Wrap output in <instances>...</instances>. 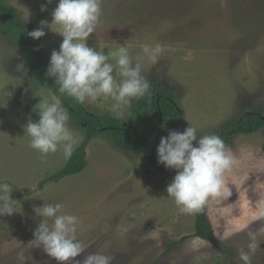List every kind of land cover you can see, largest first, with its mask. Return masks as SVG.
I'll use <instances>...</instances> for the list:
<instances>
[{
    "label": "rangeland",
    "instance_id": "rangeland-1",
    "mask_svg": "<svg viewBox=\"0 0 264 264\" xmlns=\"http://www.w3.org/2000/svg\"><path fill=\"white\" fill-rule=\"evenodd\" d=\"M4 2L28 30L41 8L58 0ZM43 22L50 25L52 15ZM50 27L59 31L57 25ZM44 31L35 44L49 63L63 38L49 27ZM145 38L148 45L165 47L156 64L143 54L140 40ZM87 45L102 49L113 63L117 46L126 45L134 62H141V74L175 94L183 113L181 132L191 125L198 136L218 135L224 124L257 110L264 119V0H102L101 23ZM27 50L0 29V181L12 185L11 198L18 202L17 213L0 217V264H22L21 249L27 264H57L42 249L24 247L39 223L32 209L43 201L63 203L66 212L77 215V238L89 247L85 255L110 254L113 264H243L239 250L246 247L249 231L260 242L252 264H264V128L235 133L227 146L239 160L225 174L232 196L210 199L205 206L217 251L193 236L196 213L181 212L167 196L175 172L159 173L141 151L117 148L108 133L89 141L79 174L38 188L68 159L61 150L41 163L29 146L24 127L29 118L35 120L24 114L25 107L39 95L51 101L53 94L46 86H35L33 75L24 70ZM104 99L83 106L134 123V99L118 109L113 99ZM69 125L82 135L81 143L83 130L71 120Z\"/></svg>",
    "mask_w": 264,
    "mask_h": 264
},
{
    "label": "clouds",
    "instance_id": "clouds-1",
    "mask_svg": "<svg viewBox=\"0 0 264 264\" xmlns=\"http://www.w3.org/2000/svg\"><path fill=\"white\" fill-rule=\"evenodd\" d=\"M51 2L46 0V3ZM101 16L102 0H58L52 12V23L40 22V26L27 32V36L39 40L46 35L44 27L54 31L50 26L57 25L59 31L54 32L63 39L59 49L50 54L45 76L54 79L60 94L77 103L110 97L116 102L114 108L118 109L133 99L150 95L151 83L141 74V62H134L126 45L117 46L114 63L102 49L87 45L88 38L101 23ZM142 51L152 64H156L165 47L160 43L145 44ZM18 69H23V64L18 65ZM35 108L38 120L34 122L29 118L24 127L30 138V148L40 154L41 163L46 162L49 154L61 150L64 159H70L82 135L70 127V112L60 96H52L51 101L41 100ZM156 152L158 164L175 172L166 193L181 212H200L210 199L232 196V190L226 187L225 174L239 160L220 136H198L197 128L189 125L182 132L170 130L167 136L161 137ZM12 191V185L0 181V217L17 213L18 202L11 198ZM64 208L63 203L45 201L34 206L32 212L39 223L24 247L42 249L57 264H113L114 256L110 254L93 251L85 255L89 247L77 238L80 218ZM257 235L256 232L247 233L248 243L239 250V260L243 264H252L253 255L260 249ZM17 255L22 264H27L23 249ZM81 256L82 259H76Z\"/></svg>",
    "mask_w": 264,
    "mask_h": 264
},
{
    "label": "trees",
    "instance_id": "trees-1",
    "mask_svg": "<svg viewBox=\"0 0 264 264\" xmlns=\"http://www.w3.org/2000/svg\"><path fill=\"white\" fill-rule=\"evenodd\" d=\"M56 6L50 4L45 8V11L40 10L31 27L25 30L14 10L8 7L4 0H0V29L12 41L23 43L28 48L24 70L33 75L35 86H46L53 96H60L64 107L70 112L72 124L84 132V140L76 148L72 157L67 160L64 167L41 180L38 188H42L47 183L58 182L65 177L79 174L86 165L85 150L89 141L101 133L110 134L114 145L122 151L130 154L141 151L146 161L159 173L168 172L170 169L158 164L156 149L161 137L167 136L170 130L178 131V125L181 126L183 113L175 103V94L160 90L156 79L151 80L150 95L134 99V123L132 124L110 115H96L90 111L88 112L83 104L77 103L71 97L60 94L58 92L59 86L54 82V79L45 76L48 62L41 55L39 47L35 44L36 40H32L27 36V32L39 27L40 22L52 15ZM41 100L42 98L37 96L26 107L27 114L35 121L38 120V109L35 108V105ZM262 128H264V119L261 118V114L257 110L244 113L235 122L224 124L218 136L228 146L231 143L233 134H249ZM262 150L264 151V144ZM194 231L193 236L195 238L207 241L214 250H220L214 231L207 219L205 207L202 211L196 212ZM183 240L184 238L171 244L174 246Z\"/></svg>",
    "mask_w": 264,
    "mask_h": 264
},
{
    "label": "crops",
    "instance_id": "crops-1",
    "mask_svg": "<svg viewBox=\"0 0 264 264\" xmlns=\"http://www.w3.org/2000/svg\"><path fill=\"white\" fill-rule=\"evenodd\" d=\"M145 40H146V38L144 39V40H140V42L142 43L143 42V44L145 45V44H147L148 45V43L147 42H145ZM152 43V42H151ZM152 45H154V44H152ZM193 68V67H192ZM154 78V77H153ZM40 96V95H39ZM41 97H43V99L45 100V98L44 97H46V96H41ZM42 99V100H43ZM101 99V98H100ZM100 99H98V101H100ZM102 99H104V97H102ZM105 100V99H104ZM85 103H87V102H85ZM27 112H26V107H25V112H24V114H26ZM108 115H110V114H108ZM119 118V117H118ZM34 120V119H33ZM35 122V121H34ZM9 151V150H8ZM67 162V161H66ZM66 164V163H65ZM53 174V173H52ZM51 175V174H50ZM49 175V176H50ZM46 178V177H45Z\"/></svg>",
    "mask_w": 264,
    "mask_h": 264
},
{
    "label": "water",
    "instance_id": "water-1",
    "mask_svg": "<svg viewBox=\"0 0 264 264\" xmlns=\"http://www.w3.org/2000/svg\"><path fill=\"white\" fill-rule=\"evenodd\" d=\"M177 129H178V131H181V127H180V125H178Z\"/></svg>",
    "mask_w": 264,
    "mask_h": 264
}]
</instances>
